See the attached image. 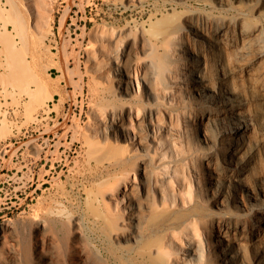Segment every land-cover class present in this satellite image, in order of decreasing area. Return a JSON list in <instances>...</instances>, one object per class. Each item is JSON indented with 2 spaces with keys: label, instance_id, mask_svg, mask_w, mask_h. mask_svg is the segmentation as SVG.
<instances>
[{
  "label": "bare ground",
  "instance_id": "1",
  "mask_svg": "<svg viewBox=\"0 0 264 264\" xmlns=\"http://www.w3.org/2000/svg\"><path fill=\"white\" fill-rule=\"evenodd\" d=\"M107 1L134 14L123 35L131 49L142 53L141 66L134 64L141 67L138 78L146 99L161 100L156 110L149 105L143 111L153 131L148 135L153 153L118 149L116 155L93 156V166L70 171L65 181L54 164L61 157L51 158L54 189L37 198L28 216L31 240L18 239L20 217L2 224L0 264H264V0ZM10 2L6 12L12 20L0 26V76L12 79L0 78V94L15 104L21 59L12 34L22 15ZM96 31L101 48L109 33ZM115 70L128 78L125 69ZM41 88L43 93L32 92H37L34 98L26 90L36 102L31 109L51 99ZM116 88L129 94L125 82ZM128 110L136 116L139 111L133 104ZM0 115L2 131L8 124L1 107ZM114 129L122 130L118 136L125 140L123 128L116 124ZM7 147L0 145V156ZM31 147L41 162L37 192L46 189L51 173L46 163L53 151ZM14 155L10 150L9 161ZM14 165L12 176L20 183L15 188L27 191L34 169L27 166L20 175L23 165ZM135 165L141 195H131L130 209H120L117 192L130 173L136 174ZM160 210L169 212L167 218L148 224L151 213Z\"/></svg>",
  "mask_w": 264,
  "mask_h": 264
},
{
  "label": "rangeland",
  "instance_id": "2",
  "mask_svg": "<svg viewBox=\"0 0 264 264\" xmlns=\"http://www.w3.org/2000/svg\"><path fill=\"white\" fill-rule=\"evenodd\" d=\"M5 1L8 3L6 4ZM9 2L12 5L15 4L14 6L17 5L19 16L22 15L21 25L19 24L17 31L12 34L15 35V50L17 48L16 52H20L17 54L19 57L15 56L21 59V63L18 61L20 65H18V70L16 69L17 73L15 72V75H18V80L15 82L20 83L18 87L15 85V92L19 91L20 93L15 94V104L10 103L11 99L8 94L5 96L0 94V107L5 112V120L8 124L5 129L2 128L0 131L2 133L0 134L2 136H0V145L4 142L8 144L7 152L0 156V226L8 220L20 217L22 224L17 226L19 228L18 239L27 244L32 235L28 216L33 212L37 198L54 189L52 187L54 169L50 168L52 159L58 155L61 157L60 160L56 159V162H53L55 166L57 165V171L63 170L61 180L65 181L70 171L83 170L89 164L93 166L94 160L102 157L100 154L103 157H108L116 155V152L119 151L121 153L125 149H131L137 154H152L154 143L152 139L148 138V135H153V131L149 130L150 119L145 116L147 114L144 113L146 112L144 106L152 105L150 107L156 110L161 100H156L154 97L146 99L143 82L138 78L141 72L138 60L142 57V53L139 50L131 49L126 44L127 40L123 35L128 30L126 22L134 17L132 12H122L121 8L107 0H0L2 10L0 14L3 12L0 16L1 28L7 20L11 22L9 21L11 17L7 16V14L11 15L8 11L11 7ZM6 9L9 13L6 12ZM42 12L44 13L42 14ZM34 24L37 26L35 27ZM20 26L22 27L19 28ZM25 27H28L27 33L26 29L24 30ZM98 28L109 33L107 41L101 48H99L102 45L98 41V30L96 31ZM1 30L3 31V29ZM4 32L6 35V31L2 33L4 34ZM100 49L102 52L99 51ZM14 54H16L15 51ZM135 61L140 66L135 65ZM118 67L127 71L128 78L116 74L115 69ZM134 69L137 70L135 71L136 75ZM1 74L0 78L3 76L1 80L11 81L10 74L8 76L6 73L9 80L5 78L7 77L5 73V75ZM135 76L138 78V84ZM34 79L38 81L35 85L32 83ZM25 82L32 91L27 88ZM40 82L43 87L45 86V88H40L45 89V95L51 94V99L45 98L47 100L42 107L40 106L36 110L31 109L32 105L34 106L36 103H31L34 102L31 97L34 98L38 91V93H43L39 90V86L42 85ZM123 82L127 83L129 94H118L116 87ZM37 86L39 89H36ZM26 90L30 93L36 90L37 92L32 93L31 96ZM45 95L43 94V96ZM131 103L139 110L137 116L136 108V112L128 110L132 106ZM28 116H35L38 122L26 121ZM260 117L263 121V116L260 115ZM116 124L120 125L127 133L125 140L118 136L122 130L114 129ZM170 133L168 137L171 135V138L172 132L170 131ZM38 136L40 137L36 140L35 138ZM35 144L53 151L49 156L50 161L46 163V169L50 168L51 171L46 175L48 180L45 185L46 189L37 192H34V188L38 183L37 171L41 168V162L32 150L31 146ZM95 146H98L100 151L97 150L96 153H93L97 149ZM90 148L92 152L89 151ZM86 149L88 150L87 155ZM118 149L119 151H117ZM10 150L15 151L12 162L9 161ZM40 155L43 157L44 152H41ZM88 161L90 163H87ZM17 162L23 165V170L19 172L20 175L27 172V166L34 169L35 178L28 182L27 191H23L22 188L17 189L20 183L12 176L16 172L17 166L14 164ZM134 168L136 170L135 177L130 173V178L127 179L125 186L122 185L117 192V195L120 196L118 201L120 209L125 206L130 209L131 206L128 203L131 195H141L138 182L140 181L139 170L136 165ZM16 186L18 187L15 188ZM122 194H124L123 200H121ZM114 208L116 209V206ZM130 212L131 210L128 212L126 208L124 216L128 217ZM168 215V211H155V213H151L147 223L158 224Z\"/></svg>",
  "mask_w": 264,
  "mask_h": 264
}]
</instances>
